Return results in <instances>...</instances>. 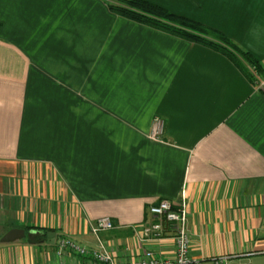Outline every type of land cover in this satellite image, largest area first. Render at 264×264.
<instances>
[{
  "label": "crops",
  "instance_id": "obj_1",
  "mask_svg": "<svg viewBox=\"0 0 264 264\" xmlns=\"http://www.w3.org/2000/svg\"><path fill=\"white\" fill-rule=\"evenodd\" d=\"M147 1L264 68V0ZM118 2L0 0V264L81 261L62 239L171 259L170 224L142 231L165 200L186 202L200 264H250L264 253V86L212 48L114 13ZM106 218L114 229L95 233Z\"/></svg>",
  "mask_w": 264,
  "mask_h": 264
},
{
  "label": "built area",
  "instance_id": "obj_2",
  "mask_svg": "<svg viewBox=\"0 0 264 264\" xmlns=\"http://www.w3.org/2000/svg\"><path fill=\"white\" fill-rule=\"evenodd\" d=\"M256 87L264 86V81L257 78ZM156 128L152 133L155 139H159V135L163 131L164 123L162 120H156ZM150 215L154 218V222L144 226L143 238L162 237L165 232V224H170L174 232L176 254L171 259H161L155 256L151 250H147L139 258L117 260L116 256L110 251L108 245L102 243L101 248L89 251L79 246L73 240L62 239L60 242V250H69L81 258V261L72 262L71 264H200L198 259L191 256V237L189 235V212L186 202L176 208L171 201H161L156 206L149 208ZM94 232H107L114 229L109 218L101 219L94 226ZM125 255V254H124ZM126 257L127 254L125 255ZM229 257L215 258L213 264H227ZM70 264V263H59ZM247 264V263H246Z\"/></svg>",
  "mask_w": 264,
  "mask_h": 264
},
{
  "label": "trees",
  "instance_id": "obj_3",
  "mask_svg": "<svg viewBox=\"0 0 264 264\" xmlns=\"http://www.w3.org/2000/svg\"><path fill=\"white\" fill-rule=\"evenodd\" d=\"M110 8L121 17L214 49L230 58L253 82H257V78L264 79L263 66L250 52L235 45L224 34L199 22L178 16L147 0H119Z\"/></svg>",
  "mask_w": 264,
  "mask_h": 264
},
{
  "label": "rangeland",
  "instance_id": "obj_4",
  "mask_svg": "<svg viewBox=\"0 0 264 264\" xmlns=\"http://www.w3.org/2000/svg\"><path fill=\"white\" fill-rule=\"evenodd\" d=\"M250 264H264V253L252 254Z\"/></svg>",
  "mask_w": 264,
  "mask_h": 264
},
{
  "label": "water",
  "instance_id": "obj_5",
  "mask_svg": "<svg viewBox=\"0 0 264 264\" xmlns=\"http://www.w3.org/2000/svg\"><path fill=\"white\" fill-rule=\"evenodd\" d=\"M19 234H22L23 236L25 235V231L24 230H12V232L9 233L8 237H16L18 236ZM51 237H55V234L54 233H51L49 232L47 234V238H51Z\"/></svg>",
  "mask_w": 264,
  "mask_h": 264
}]
</instances>
